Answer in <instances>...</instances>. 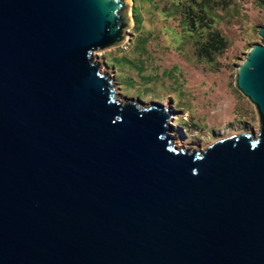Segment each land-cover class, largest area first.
Masks as SVG:
<instances>
[{"label":"water","instance_id":"1","mask_svg":"<svg viewBox=\"0 0 264 264\" xmlns=\"http://www.w3.org/2000/svg\"><path fill=\"white\" fill-rule=\"evenodd\" d=\"M129 0H0V264H264V23L233 85L258 126L178 145L98 49Z\"/></svg>","mask_w":264,"mask_h":264},{"label":"rangeland","instance_id":"2","mask_svg":"<svg viewBox=\"0 0 264 264\" xmlns=\"http://www.w3.org/2000/svg\"><path fill=\"white\" fill-rule=\"evenodd\" d=\"M142 11L134 25L129 0L125 12L131 21L124 38L98 49L102 65L114 69L121 93L142 101H160L174 109L171 132L178 145L203 147L217 136L239 129H256L254 104L233 85L235 64L252 41L259 40L257 24L264 23V0H238L239 9L228 7L217 15V24L231 43L218 56L219 65L199 58L176 13L169 14L171 0H136ZM132 75V78H122ZM179 121L184 124L179 125Z\"/></svg>","mask_w":264,"mask_h":264},{"label":"trees","instance_id":"3","mask_svg":"<svg viewBox=\"0 0 264 264\" xmlns=\"http://www.w3.org/2000/svg\"><path fill=\"white\" fill-rule=\"evenodd\" d=\"M169 5H171L169 14L176 13L178 15L181 27L192 42L195 54L211 64L219 65L218 56L231 43V38L217 24V15H223L221 9L225 7H228L234 14L239 9L238 0H171V3L164 4V7H169ZM132 10L135 18L134 25L139 26L142 11L136 0L133 2ZM124 77L134 79L132 75H125L122 78ZM173 106V109L181 108L175 103ZM182 124H184L183 121H179V125Z\"/></svg>","mask_w":264,"mask_h":264},{"label":"crops","instance_id":"4","mask_svg":"<svg viewBox=\"0 0 264 264\" xmlns=\"http://www.w3.org/2000/svg\"><path fill=\"white\" fill-rule=\"evenodd\" d=\"M116 76V75H115ZM119 85H120V82H119ZM120 89H121V86H120Z\"/></svg>","mask_w":264,"mask_h":264}]
</instances>
